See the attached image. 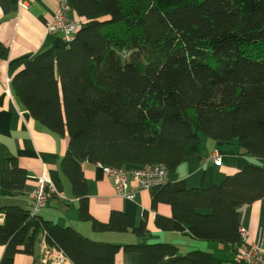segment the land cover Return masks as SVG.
Returning a JSON list of instances; mask_svg holds the SVG:
<instances>
[{"label":"trees","instance_id":"obj_1","mask_svg":"<svg viewBox=\"0 0 264 264\" xmlns=\"http://www.w3.org/2000/svg\"><path fill=\"white\" fill-rule=\"evenodd\" d=\"M80 18L73 38L54 49L9 64L11 88L46 129L68 137L58 169L77 198L78 216L98 232H125L127 215L111 211L106 222L88 211L83 162L132 168L163 164L169 173L199 153L202 138L237 144L264 158V0H67ZM7 49L0 44V57ZM22 67L19 69V67ZM19 69V70H18ZM26 170L5 155L1 188H22ZM59 189V184L54 181ZM165 231L235 245L237 208L264 197V169L251 164L205 189H150ZM0 264L15 254L34 255L43 238L72 264H115L121 249L136 264H222L212 252L180 253L153 237L143 222L139 239L119 244L93 240L70 226L44 220L20 205L0 203Z\"/></svg>","mask_w":264,"mask_h":264},{"label":"crops","instance_id":"obj_2","mask_svg":"<svg viewBox=\"0 0 264 264\" xmlns=\"http://www.w3.org/2000/svg\"><path fill=\"white\" fill-rule=\"evenodd\" d=\"M20 1L24 6L20 5ZM56 3V0H0V44L7 49L6 57H0V203L20 205L29 210L32 205L31 195L38 186L39 177L46 173L53 182L57 181L59 184L58 190L62 198H50L47 204L37 211V215L44 220L60 226H70L93 240L115 243L121 247L139 240L132 230L143 222L148 233L153 235L150 242L174 243L180 253L184 252L181 248V243H184L189 247L188 250L210 251L222 260V264H233L235 248L239 243L235 246L195 239L189 234L186 224L183 232L161 230L156 225L155 218L157 215L165 219L170 218V204L157 202L153 207L150 190H137L133 199L118 196L114 190L113 177L105 173L99 163L82 164L86 179L88 211L101 222L108 220L111 211H123L128 218L127 231L98 232L92 228L90 221L79 218L77 198L72 195L68 181L58 169L59 159L68 146V137H60L49 131L27 112L12 92L11 77L8 73L10 63L64 44L65 39L61 32L46 31L47 23L54 17ZM21 68L20 66L19 69ZM214 151L220 156L219 164L208 159ZM7 154L15 157L18 164L26 170L27 178L22 188H1L2 166ZM251 164L260 165L264 169V158L241 153L237 144H220L203 137L199 153L184 159L170 172L167 184L174 190L205 189L221 183L226 175ZM237 213L239 229L244 228L246 231L245 245L250 246L251 243L264 240V197L238 207ZM3 220L0 213V224ZM180 234H183L182 237ZM46 248L50 249L45 240L40 238L34 255L17 253L13 264H40L43 250ZM3 252L4 247L0 245V258ZM137 262L136 253H127L121 249L115 264Z\"/></svg>","mask_w":264,"mask_h":264},{"label":"built area","instance_id":"obj_3","mask_svg":"<svg viewBox=\"0 0 264 264\" xmlns=\"http://www.w3.org/2000/svg\"><path fill=\"white\" fill-rule=\"evenodd\" d=\"M56 2L54 17L47 23L46 31L48 33L61 32L64 39L69 41L73 38L80 23L70 16V6L67 0H56ZM20 5L24 6L21 1ZM208 159H212L213 163H220V156L216 151L210 154ZM103 170L113 177L116 194L126 199H133L137 190H150L154 186L168 183V169L159 163H145L132 168L103 167ZM52 197L62 198L52 179L46 173H42L38 186L31 195L32 205L29 209L31 214L37 213ZM239 233L240 241L235 248L233 264H264V240L246 246L245 229L240 228ZM40 264L72 263L61 252L46 248L43 250Z\"/></svg>","mask_w":264,"mask_h":264},{"label":"rangeland","instance_id":"obj_4","mask_svg":"<svg viewBox=\"0 0 264 264\" xmlns=\"http://www.w3.org/2000/svg\"><path fill=\"white\" fill-rule=\"evenodd\" d=\"M72 15L73 14H71V17H72ZM73 18L76 20V21H81L82 20V18H80L79 16H77L76 14H74V16H73ZM226 145V144H225ZM254 161H255V159H254ZM67 181V180H66ZM181 235V237H182V235L183 234H180ZM181 248H182V250L184 251V252H186L187 250H188V246H186V244H184V243H181ZM184 252H182V253H184Z\"/></svg>","mask_w":264,"mask_h":264},{"label":"water","instance_id":"obj_5","mask_svg":"<svg viewBox=\"0 0 264 264\" xmlns=\"http://www.w3.org/2000/svg\"><path fill=\"white\" fill-rule=\"evenodd\" d=\"M241 153L247 154V150L241 148ZM175 258H177V257H168V258L162 260L159 264H165L166 262H169V261H171V260H173Z\"/></svg>","mask_w":264,"mask_h":264},{"label":"bare ground","instance_id":"obj_6","mask_svg":"<svg viewBox=\"0 0 264 264\" xmlns=\"http://www.w3.org/2000/svg\"><path fill=\"white\" fill-rule=\"evenodd\" d=\"M42 257V256H41Z\"/></svg>","mask_w":264,"mask_h":264}]
</instances>
